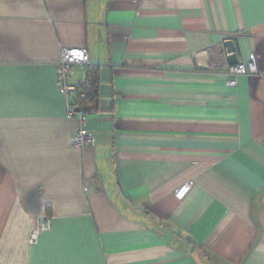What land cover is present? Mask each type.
I'll return each instance as SVG.
<instances>
[{"label": "crops", "instance_id": "0c3cea01", "mask_svg": "<svg viewBox=\"0 0 264 264\" xmlns=\"http://www.w3.org/2000/svg\"><path fill=\"white\" fill-rule=\"evenodd\" d=\"M227 41L260 74L230 86ZM71 48L103 81L83 151ZM0 264H264V0H0Z\"/></svg>", "mask_w": 264, "mask_h": 264}, {"label": "built area", "instance_id": "2783aa9c", "mask_svg": "<svg viewBox=\"0 0 264 264\" xmlns=\"http://www.w3.org/2000/svg\"><path fill=\"white\" fill-rule=\"evenodd\" d=\"M92 65L90 56L86 49L83 48H71L63 49L61 53V61L57 66V87L59 92L67 99V115L70 119L78 118L81 128L75 133L72 139V147L75 150L83 151L87 148L94 146L95 137L92 132L85 129V125L88 121V109L78 107V99H85L86 93L80 89L81 84H72L71 79L74 74V68L76 66L89 67ZM213 69L226 72L230 76L229 85L234 87L237 85V80L241 76L249 74H260L257 66L256 55L250 56V62L246 65L244 63H238L234 66H223L222 63H217L213 66ZM194 181H190L182 185L174 193V199L177 202H183L194 188ZM90 188L86 186L84 192L88 193ZM52 221L49 217H40L37 219L30 238V246L38 244L39 239L43 233L48 231L51 227Z\"/></svg>", "mask_w": 264, "mask_h": 264}, {"label": "trees", "instance_id": "16d2710c", "mask_svg": "<svg viewBox=\"0 0 264 264\" xmlns=\"http://www.w3.org/2000/svg\"><path fill=\"white\" fill-rule=\"evenodd\" d=\"M87 76L80 89L86 93V98L78 99V107L87 109L90 106L97 105L101 98L102 77L100 68L94 65L86 67Z\"/></svg>", "mask_w": 264, "mask_h": 264}, {"label": "water", "instance_id": "95a60500", "mask_svg": "<svg viewBox=\"0 0 264 264\" xmlns=\"http://www.w3.org/2000/svg\"><path fill=\"white\" fill-rule=\"evenodd\" d=\"M225 47H226V49H227V52H228L229 54H231V55L229 56V60H230L231 65H232V66L237 65V64H238V59H237V56H236V54H235V48H234V44H233V42H231V41H227V42L225 43Z\"/></svg>", "mask_w": 264, "mask_h": 264}]
</instances>
